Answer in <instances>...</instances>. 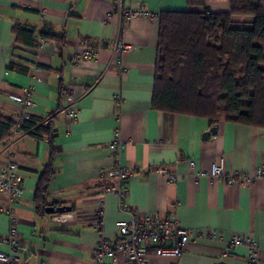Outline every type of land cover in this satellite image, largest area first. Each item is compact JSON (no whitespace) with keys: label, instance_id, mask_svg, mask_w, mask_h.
Returning <instances> with one entry per match:
<instances>
[{"label":"crops","instance_id":"0c3cea01","mask_svg":"<svg viewBox=\"0 0 264 264\" xmlns=\"http://www.w3.org/2000/svg\"><path fill=\"white\" fill-rule=\"evenodd\" d=\"M205 6L213 12L230 8L227 0H206ZM126 8L158 14L203 9L187 0H127ZM158 24V17L127 18L115 0H0V117L12 120L23 111L9 94H31L35 104L28 111L32 120L51 119L55 148L54 174L35 198L47 142L25 131L12 143L0 141V168L16 162L23 187L15 202L0 191V251L10 249L5 239L12 216L23 264H94L101 236L119 240L115 222L127 218L109 193L101 231L95 229L99 189L113 181L99 173L119 163L133 168L125 181L126 202L138 217L171 214L180 227L201 234L177 258L149 250L151 264H245L247 247L227 246L233 234L252 236L258 264H264V178L226 185L207 174L219 158L230 174L249 175L264 166V127L209 123L151 107ZM46 31L65 36L61 51L55 41L39 43ZM121 40L129 45L126 52L118 49ZM49 42L51 50L45 49ZM84 48L95 50L96 60L82 59ZM36 64L43 67L34 70ZM69 90L77 108L70 123L63 113ZM213 125L215 134L209 133ZM116 137L125 142L120 153L110 147ZM62 206L70 210L56 209ZM104 264L129 263L118 252Z\"/></svg>","mask_w":264,"mask_h":264},{"label":"trees","instance_id":"16d2710c","mask_svg":"<svg viewBox=\"0 0 264 264\" xmlns=\"http://www.w3.org/2000/svg\"><path fill=\"white\" fill-rule=\"evenodd\" d=\"M205 1L187 0L203 9L159 13L151 107L209 123L264 127V0H227L228 12L210 11ZM38 36L57 42L60 51L65 45L64 35L46 31ZM10 125L0 117V141L8 138ZM22 130L49 146L35 190L39 198L54 174L52 122L30 117Z\"/></svg>","mask_w":264,"mask_h":264},{"label":"built area","instance_id":"2783aa9c","mask_svg":"<svg viewBox=\"0 0 264 264\" xmlns=\"http://www.w3.org/2000/svg\"><path fill=\"white\" fill-rule=\"evenodd\" d=\"M35 1V0H31ZM127 0H115L116 6L123 10L127 18L134 16L159 17L157 12H149L145 8H126ZM40 44H45V40L39 38ZM118 49L126 52L129 45L123 40L119 41ZM79 56L87 62L96 60L95 50L84 48L80 51ZM34 70H40L37 65ZM123 71V70H122ZM9 98L23 107L20 115L11 120L8 141L12 143L22 133V125L29 120L31 115L29 108L34 106V100L31 94H9ZM66 107L63 110L65 119L70 123L75 120L77 108L74 105V97L71 90L64 93ZM125 146V142L120 138L110 143V147L120 153V149ZM189 166L193 168L194 162L189 161ZM160 173H167L164 168L158 169ZM133 173V168L127 165L115 164L107 170H101V177L110 178L111 184L100 187L96 202L94 214L96 216L95 229L101 231L103 221V208L106 203V196L113 193L118 201V209L127 215L126 219H119L115 222V227L120 239L114 242H108L103 236L99 239L94 248V264H104L106 259L114 260L116 254H124L129 264H151L148 252L152 250L159 256L179 257L186 246L201 234L193 230H187L180 227L177 218L171 214H146L138 217L135 210L127 202L128 188L125 181ZM211 178L219 179L222 183L230 185L238 180L250 182L264 178V166H257L249 175L230 174L224 168L222 158L214 161L207 173ZM168 181L173 182L175 175L168 173ZM22 177L19 173V166L16 162L11 161L0 168V191L4 192L11 202H15L23 193L21 185ZM214 236V232L210 237ZM1 240V239H0ZM10 249L7 252L0 251V264H23L24 259L17 253L19 238L16 230V219L11 216L9 223V234L5 239ZM242 244L247 247V256L245 264H258L260 259V249L257 241L249 235L233 234L228 247Z\"/></svg>","mask_w":264,"mask_h":264},{"label":"water","instance_id":"95a60500","mask_svg":"<svg viewBox=\"0 0 264 264\" xmlns=\"http://www.w3.org/2000/svg\"><path fill=\"white\" fill-rule=\"evenodd\" d=\"M52 47H53V43L52 42H49L46 46H45V49H52ZM216 131H217V126L216 125H213L212 127H210V129H209V133H212V134H215L216 133ZM207 132H204L203 133V137L204 138H206L207 137ZM65 209H67V210H70V208H66V207H64V206H62V207H60V208H58V211H64ZM50 212H52V210L50 209ZM63 217H65V216H58V218L59 219H61V218H63ZM68 217V216H67Z\"/></svg>","mask_w":264,"mask_h":264}]
</instances>
